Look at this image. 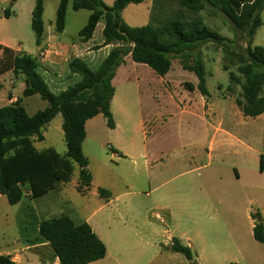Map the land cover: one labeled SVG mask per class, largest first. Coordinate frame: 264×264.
<instances>
[{
    "label": "rangeland",
    "instance_id": "rangeland-1",
    "mask_svg": "<svg viewBox=\"0 0 264 264\" xmlns=\"http://www.w3.org/2000/svg\"><path fill=\"white\" fill-rule=\"evenodd\" d=\"M151 1L143 0L135 9L128 7L122 20L131 27L149 23L155 26L171 19L185 24L198 20L223 38L221 45L204 43L197 50L208 91L202 115L193 114L194 102L201 98L199 91L186 87L191 84L196 88L197 78L184 71L178 59L172 60L167 78L172 88L164 95L159 90V77L127 56L114 84L109 114L116 128L107 126L106 115L86 123L82 150L92 176L89 189L83 193L77 190L79 169L74 165L71 181L63 187L64 197L73 208L62 205L48 213V199L26 198L11 206L2 197L0 254L22 255L30 264H38L32 258L36 253L40 260L52 264L48 246L25 249L26 240L35 236L33 223L69 215L77 224L88 218L98 223L95 229L107 255L97 264H192L194 260L196 264H236L235 245L246 256L240 264H264V245L254 241L251 222L254 213L264 220V171L259 169L260 156H264V115L244 117L234 102L241 98L240 87L227 90L229 73L240 77L238 57L245 56L249 37L222 13L209 7L190 11L180 7L178 0H154L149 19L147 8ZM102 2L109 6L113 0ZM34 4L35 0H0V41L19 47L32 58L38 53L31 29ZM5 9L11 13L8 19L3 16ZM56 9L57 0H44L46 26L55 18ZM135 13H140L141 18ZM88 16V11H73L69 6L63 38L77 41ZM261 20L262 25L252 37V47L264 45V11ZM102 26L100 22L94 41L102 39ZM102 59L98 55L88 67L95 70ZM78 79L76 75L68 87ZM48 83L56 94L49 79ZM21 88L24 83L19 76H4L0 80V106L9 105L10 97L21 98L29 116L48 106L38 95L23 97ZM179 92L189 96L186 102L193 112H182L185 104ZM62 122L58 114L44 126V141H35V148L63 154ZM216 128L233 137L215 133ZM211 140L215 145L209 151ZM99 190L108 195L100 196ZM173 238L192 244L193 261L170 250ZM194 245L199 258L194 254Z\"/></svg>",
    "mask_w": 264,
    "mask_h": 264
},
{
    "label": "trees",
    "instance_id": "trees-1",
    "mask_svg": "<svg viewBox=\"0 0 264 264\" xmlns=\"http://www.w3.org/2000/svg\"><path fill=\"white\" fill-rule=\"evenodd\" d=\"M58 5L53 21L54 32L61 34L65 28L68 6L73 11L89 12L86 25L78 32V37L89 41L100 21H103V47L113 45L107 56L95 70L78 59L72 58L67 69L77 75L78 81L65 90L53 93L39 72L37 58L17 53L0 45V76L11 72L24 83L23 97L38 95L48 106L29 116L21 105V98L0 108V196L5 197L11 206L24 198L36 200L58 185L71 181L74 165L79 169L77 190L83 193L92 182L88 159L82 144L86 138L87 121L98 115L110 114V103L114 96L112 80L124 59L144 65L158 77H164L171 69L172 60L178 59L184 71L197 78L194 88L187 84L189 91L197 89L202 97L208 95L203 63L196 55L204 43L220 44L223 38L211 31L200 21L185 24L179 19L164 23L146 24L141 27L128 26L121 17L128 5H138L143 0H115L111 6L102 0H57ZM180 7L190 11H201L206 7L225 15L234 27L249 37L245 56L238 57V73H229V86L241 89V98L235 105L247 118L264 115V45L252 47V37L262 25L261 12L264 0H178ZM44 0H35L31 13V29L35 45L42 51L45 38L43 20ZM4 18L11 16L9 10L3 12ZM62 116V131L65 152L60 154L53 149L38 150L34 142H43L42 128L56 115ZM107 126L114 128L112 118ZM259 169L264 171V156H260ZM100 196L108 195L99 190ZM254 225L253 239L264 244V220L259 213L251 216ZM35 236L26 240L30 246L47 245L59 264H90L106 256V246L91 230L86 222L76 224L67 215L43 219L33 223ZM170 250L193 261L189 247L172 239ZM0 264H16L9 256L0 255ZM192 264H196L194 261ZM235 264V263H229Z\"/></svg>",
    "mask_w": 264,
    "mask_h": 264
},
{
    "label": "crops",
    "instance_id": "crops-1",
    "mask_svg": "<svg viewBox=\"0 0 264 264\" xmlns=\"http://www.w3.org/2000/svg\"><path fill=\"white\" fill-rule=\"evenodd\" d=\"M114 1L115 0H113V2ZM153 2H154V0L151 1V5L147 8L149 19L151 18V12H152L151 9H152ZM142 4H143V2L141 4H138V5L131 4V5H128L126 7V9L128 7H130V8L133 7V9H135L137 7H140V5H142ZM57 5H58V2H57ZM108 5L111 6L110 4H108ZM126 9H124V11ZM135 15H137L138 19L141 18V14L140 13H135ZM53 21H54V19L51 20L48 23L47 26L45 25V38H44V42L42 44V51L39 52V49L37 48V50H38L37 57H38V61H39V64H40V68H39L40 74L42 75L43 79L45 80V82L47 83L49 88L51 86L48 83V79H49V81L51 83H53L54 88L56 89V94H57V93L65 90L68 87V84L72 80L76 79V75H73L74 78L70 79V75H69L70 73H69V71L67 69V64L72 58H78V59L84 61L89 66V64H92L93 62H95L97 60L98 55H99V57L103 56V59H104L107 56V54L109 53V51L114 46L113 45H108V46H104L103 47L102 30H103L104 24H103L102 28L100 29V34H101L102 39L94 41V34L96 32V29H97L98 25L100 24V22H103V21H100L98 23V25H97V27H96V29L94 31L93 37L87 42H83L79 37H78L79 39L77 41H66L63 38L64 31L61 34H56L54 32ZM65 25H66V21H65ZM64 30H65V28H64ZM0 45L5 46V47L17 52V53H22L20 51L19 47H15L14 48V47H12V46H10L7 43H4L2 41H0ZM126 63H127L126 59H124V64L121 65L117 69L115 77L112 80V86L113 87H114V84L116 82L117 77L122 72V70H123L124 66L126 65ZM10 74H11V72H8V73H6L4 75H1L0 76V80L4 76L10 75ZM167 78H168V74L165 75L164 77H159V90L161 92H163L164 95L172 88V86H169L167 84ZM156 79L158 80V78H156ZM167 87L169 89H167ZM22 90H23V88H21V90H20L21 93H22ZM114 94H115V89H114ZM178 96L182 97L183 104H185L184 108L182 109V112L185 113V114L194 111L193 114L194 113H198L201 116L204 107L207 106L206 100L204 99V97L201 96L199 101L197 100L196 102H194V110L191 111L192 110L191 104L186 102V99H189V96H182L181 92L178 93ZM16 99H19V98L10 97V101H9L10 104L14 103L16 101ZM113 99H114V96H113L112 101L110 103V108H111ZM1 107H4V106H0V108ZM98 116H96V117H98ZM96 117H94V118H96ZM115 128H116V124L114 123V128L113 129H115ZM85 129H86V125H85ZM215 133H221L222 135H224L226 137L227 136L228 137H233L230 133H228V132H226V131H224V130H222L220 128H216ZM214 145H215V141L211 140L209 142V148H210L209 151H212L214 149ZM63 187H64V185H58V186L55 187L54 190L48 192L43 197L39 198V199H48V200H46L47 201L46 211L48 213H51V212H54V211L58 210L60 207H62V205L65 206V207L68 206L70 208H73V204L69 201V199H65V197H64V191H63L64 188ZM2 197L3 196H0V199ZM52 197H53L54 200H52ZM25 199L26 198H24L22 201H24ZM22 201L20 203H22ZM109 202L110 201H107V203H109ZM67 216H69V215H67ZM69 217H71V216H69ZM91 221H92V223H91ZM82 222H86L90 226L91 230L98 236V238L102 242H104L103 239L100 237V235L96 232L95 227L99 228L97 222L93 221V219H90V218L85 219V221H81L80 223H82ZM251 222H252V219H251ZM252 229H253V223H252ZM196 239L197 238H194V244H195ZM180 243L185 245V246H187V247H189L191 252H192V244L191 243H189V244H186L184 242H180ZM262 245H264V244H262ZM38 246H42V245L30 246L29 243H26L25 249L38 247ZM45 246H47V245L45 244ZM164 246L166 247L167 245H164ZM235 249H236L235 250V252H236L235 262H236V264H240L239 261L242 260V259L245 260L246 256L244 255V250H242L240 246L235 245ZM194 254H195V256L197 258H199L198 253L195 251V245H194ZM0 255H5V256H9L10 257L9 253H6V252H4L3 254H0ZM106 255H107V250H106ZM192 255H193V253H192ZM105 257L103 259H105ZM10 258L16 264H30V262L28 261V258L27 257H23L22 255H18L17 254L14 257H10ZM32 258L34 260H36L38 264H49L48 260H40L39 255L36 254V253L33 254ZM102 260H99V261H96V262H93V263H90V264H97V263H99ZM52 264H59V262H58L57 259H54Z\"/></svg>",
    "mask_w": 264,
    "mask_h": 264
},
{
    "label": "water",
    "instance_id": "water-1",
    "mask_svg": "<svg viewBox=\"0 0 264 264\" xmlns=\"http://www.w3.org/2000/svg\"><path fill=\"white\" fill-rule=\"evenodd\" d=\"M12 1H15V0H12ZM105 117H106V119H109L111 116L109 114H107Z\"/></svg>",
    "mask_w": 264,
    "mask_h": 264
},
{
    "label": "built area",
    "instance_id": "built-area-1",
    "mask_svg": "<svg viewBox=\"0 0 264 264\" xmlns=\"http://www.w3.org/2000/svg\"><path fill=\"white\" fill-rule=\"evenodd\" d=\"M0 13H1V10H0Z\"/></svg>",
    "mask_w": 264,
    "mask_h": 264
}]
</instances>
